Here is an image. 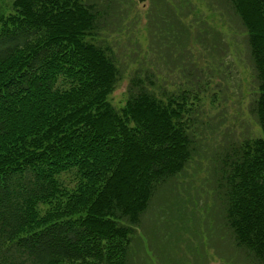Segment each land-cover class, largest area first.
Masks as SVG:
<instances>
[{
    "label": "trees",
    "instance_id": "1",
    "mask_svg": "<svg viewBox=\"0 0 264 264\" xmlns=\"http://www.w3.org/2000/svg\"><path fill=\"white\" fill-rule=\"evenodd\" d=\"M229 2L262 136L230 147L218 197L235 246L264 264V0ZM106 15L99 0H14L0 14V264H128L156 193L198 153L199 92L162 91L148 73L111 103L123 72Z\"/></svg>",
    "mask_w": 264,
    "mask_h": 264
},
{
    "label": "rangeland",
    "instance_id": "2",
    "mask_svg": "<svg viewBox=\"0 0 264 264\" xmlns=\"http://www.w3.org/2000/svg\"><path fill=\"white\" fill-rule=\"evenodd\" d=\"M99 1L107 14L101 37L123 72L110 95L116 108L125 105L131 78L148 73L162 91L191 88L201 96L198 153L156 193L128 264H255L224 225L217 181L230 147L262 136L251 112L257 81L241 19L229 0ZM13 2L0 0V14ZM63 179L74 185L73 175Z\"/></svg>",
    "mask_w": 264,
    "mask_h": 264
}]
</instances>
